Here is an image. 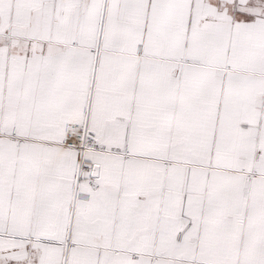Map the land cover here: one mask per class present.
Wrapping results in <instances>:
<instances>
[{
	"label": "snow or ice",
	"instance_id": "1",
	"mask_svg": "<svg viewBox=\"0 0 264 264\" xmlns=\"http://www.w3.org/2000/svg\"><path fill=\"white\" fill-rule=\"evenodd\" d=\"M0 264H264V0H0Z\"/></svg>",
	"mask_w": 264,
	"mask_h": 264
}]
</instances>
